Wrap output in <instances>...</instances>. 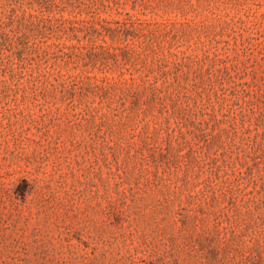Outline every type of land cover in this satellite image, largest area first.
<instances>
[{
    "label": "rangeland",
    "instance_id": "374dc122",
    "mask_svg": "<svg viewBox=\"0 0 264 264\" xmlns=\"http://www.w3.org/2000/svg\"><path fill=\"white\" fill-rule=\"evenodd\" d=\"M0 264H264V0H0Z\"/></svg>",
    "mask_w": 264,
    "mask_h": 264
}]
</instances>
